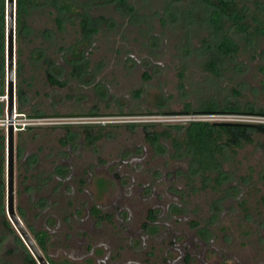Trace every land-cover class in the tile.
<instances>
[{
  "label": "rangeland",
  "instance_id": "374dc122",
  "mask_svg": "<svg viewBox=\"0 0 264 264\" xmlns=\"http://www.w3.org/2000/svg\"><path fill=\"white\" fill-rule=\"evenodd\" d=\"M15 1L13 111L32 125L14 132L13 208L48 264H264V131L223 148L206 174L188 148L145 138L178 123L160 115L181 114L187 104L201 110L236 101L264 113V34L253 20L264 23V0H230L228 12H246V31L228 16L222 30L212 26L216 0H128L131 9L117 0H54L73 6L60 12L62 28L53 0H35L21 36ZM6 6L0 264H32L8 213ZM82 17L93 32L82 34ZM224 33L238 42L236 55L210 53ZM48 72L66 84H52ZM252 114L263 117L248 123H264V114ZM80 116L105 121L88 124L94 134L101 129L99 138L88 140L86 125L70 118ZM39 230L48 233L46 250Z\"/></svg>",
  "mask_w": 264,
  "mask_h": 264
},
{
  "label": "trees",
  "instance_id": "16d2710c",
  "mask_svg": "<svg viewBox=\"0 0 264 264\" xmlns=\"http://www.w3.org/2000/svg\"><path fill=\"white\" fill-rule=\"evenodd\" d=\"M119 5L125 8L131 9L128 4V0H117ZM230 0H216L213 3V7L210 10L209 21L216 30H222L223 22L226 16L230 17L234 22L238 24V27L246 31L245 27L241 26L242 21L246 18V12L236 11L234 15L228 12L226 9L231 5ZM257 3V1H256ZM16 26L18 36L28 32L29 27L26 25L25 17L28 14L30 8L36 5L35 0H16ZM54 8L58 11L55 16V22L58 28H62V18L60 17L61 11H69L72 9V5L67 2L59 1L56 3L53 0ZM74 10V9H73ZM256 22V31L264 34V23H259L257 17H253ZM82 34L86 35L87 32H93L95 29L89 27L88 20L82 17L79 21ZM4 29H5V0H0V39L4 40ZM239 44L232 37L227 34H222L221 38L214 44L213 48H210V53L218 54L222 56L236 55L239 51ZM212 66H216L213 61L210 62ZM48 72L47 79L52 83L59 86L66 84L65 80H60L57 76ZM24 93L19 87L18 90V101L23 102ZM221 108V109H220ZM220 109L223 112H234V113H258L264 114L263 110L258 109L257 111L253 107H242L236 101H228L222 105V107L215 106L214 104L206 106L201 110H194L189 104L185 106L182 112H211ZM36 112V110H34ZM39 112V111H38ZM135 125V124H131ZM67 126V125H66ZM148 126H153L150 123ZM68 127V126H67ZM92 128L88 125L85 126V136L88 140L93 141L101 136L100 128L97 130L98 133L94 134ZM172 129H183L184 135L181 139L177 137H171ZM26 130H31L28 127ZM252 131H264V123H258L255 126H239V125H216L214 122L200 120L191 121L186 125L174 124L166 125L160 131H146L145 138L150 144H156L160 138H171V143L175 149L188 148L191 153L192 161L198 166L202 173L206 174L209 172L211 167L218 165V153L225 147L233 148L240 146L242 142L250 141V133ZM1 139L3 135L0 136ZM1 146V145H0ZM4 187L3 180L0 177V200L2 197V189ZM0 211L3 213L4 206L0 207ZM97 212V209H93ZM7 226H10L8 220L5 221ZM35 238L43 250H46V244L48 241V233L46 230H39L35 233ZM21 241V239L18 237ZM29 261L32 264H37L36 260L31 257Z\"/></svg>",
  "mask_w": 264,
  "mask_h": 264
},
{
  "label": "water",
  "instance_id": "95a60500",
  "mask_svg": "<svg viewBox=\"0 0 264 264\" xmlns=\"http://www.w3.org/2000/svg\"><path fill=\"white\" fill-rule=\"evenodd\" d=\"M7 32H8V67H7V115L11 119L13 116L15 91H14V53H13V22H14V0H7ZM216 125H239V126H255L251 123H238V122H215ZM7 151H8V213L12 222L20 232L21 238L31 251L38 264H48L42 252L35 244L32 237L24 228L20 219L14 212L13 208V181H14V164H13V151H14V129L10 124L7 130Z\"/></svg>",
  "mask_w": 264,
  "mask_h": 264
},
{
  "label": "built area",
  "instance_id": "2783aa9c",
  "mask_svg": "<svg viewBox=\"0 0 264 264\" xmlns=\"http://www.w3.org/2000/svg\"><path fill=\"white\" fill-rule=\"evenodd\" d=\"M20 116H21L20 113H15V111H13V116L11 119L7 115L6 126L8 127L11 124L13 126L14 132L17 130L20 131L28 127H31L32 122L25 121L29 118L22 120L23 118H20ZM160 116L161 118L159 119V121L178 122L174 124H182V122L189 123L191 121H200V120L210 121L214 123L215 122L248 123V122H254V119H251L252 117H263V116L255 115L252 113L249 114V113H234V112H221V111L191 112V113L182 112L181 114H168V115H160ZM70 118L71 119L78 118V121H74V122L84 124V125L93 124L96 122H101L105 124V121H100V119L96 120L98 119V117L96 116H88L85 118L80 116V117H70ZM37 119L38 120L42 119V117H37ZM97 124H100V123H97ZM170 124L172 125V123H169V125Z\"/></svg>",
  "mask_w": 264,
  "mask_h": 264
},
{
  "label": "flooded vegetation",
  "instance_id": "af4514ba",
  "mask_svg": "<svg viewBox=\"0 0 264 264\" xmlns=\"http://www.w3.org/2000/svg\"><path fill=\"white\" fill-rule=\"evenodd\" d=\"M94 208L97 209V212H94V211H93ZM91 213H92L94 216H98V217L101 218V211H100V209L97 208L96 206H92V207H91ZM149 218L154 219V216L152 215V212L149 213ZM144 226L147 227V223H145Z\"/></svg>",
  "mask_w": 264,
  "mask_h": 264
}]
</instances>
